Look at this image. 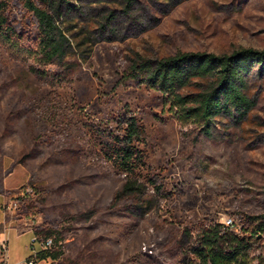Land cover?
Instances as JSON below:
<instances>
[{"label": "rangeland", "instance_id": "obj_1", "mask_svg": "<svg viewBox=\"0 0 264 264\" xmlns=\"http://www.w3.org/2000/svg\"><path fill=\"white\" fill-rule=\"evenodd\" d=\"M74 8L56 20L67 51L49 65L13 54L0 37L4 255L28 264L39 249L32 230L42 227L61 233L62 254L33 264H190L184 229L191 243L202 225L232 218L239 233L245 218L264 214V63L246 77L252 109L216 117L209 135L129 76L130 65L264 51V0H135L129 12L121 0H83ZM4 15L14 41L35 48V18L18 0ZM125 115L144 128L146 166L134 177L99 146L101 131ZM14 198L18 207L5 212ZM258 240L264 254V235Z\"/></svg>", "mask_w": 264, "mask_h": 264}, {"label": "trees", "instance_id": "obj_2", "mask_svg": "<svg viewBox=\"0 0 264 264\" xmlns=\"http://www.w3.org/2000/svg\"><path fill=\"white\" fill-rule=\"evenodd\" d=\"M8 1L0 0V37L12 53L20 55L22 52L23 57H33L42 65L51 64L55 58L61 60L67 46L56 20L63 19L66 13H73L74 2L83 0H18L22 9L36 20L35 48L20 46L14 41V30L4 15ZM134 1L121 0L123 11L129 12ZM257 63H264V51L241 48L222 55L181 53L156 62H133L128 74L139 84L166 96L175 105L180 121L191 122L209 135L216 117L231 114L244 117L252 109L254 99L246 92V77ZM114 124L113 129L101 131L100 151L118 172L137 176L146 166L144 128L133 115L118 116ZM128 188L126 185L125 189ZM23 205L25 207V200L19 209ZM243 221L253 227L249 229L243 222L244 230L235 233L218 222L202 225L191 243L185 238L191 231L184 229L181 243L189 246L192 255L188 262L264 264V254L258 248V235H264V214ZM32 232L38 240L51 239V246L38 251L27 261H55L61 256L63 238L59 231L39 227Z\"/></svg>", "mask_w": 264, "mask_h": 264}, {"label": "built area", "instance_id": "obj_3", "mask_svg": "<svg viewBox=\"0 0 264 264\" xmlns=\"http://www.w3.org/2000/svg\"><path fill=\"white\" fill-rule=\"evenodd\" d=\"M18 205H19L18 200L16 198L9 199L7 202L4 203L3 210H5V212H7V213H11L12 211H14L18 207ZM222 224L230 230H232L233 228L236 227V224L232 218H227L226 220H224L222 222ZM34 243H37L38 248H39L37 251L35 250V253H34V255H35L38 251L44 250V249L50 247L51 246V239L38 240L37 238L34 237V239L32 240L31 246H33ZM4 250H5V246L1 242L0 243V264H9L7 261L6 255H4ZM33 263H34L33 259L28 261V264H33Z\"/></svg>", "mask_w": 264, "mask_h": 264}, {"label": "crops", "instance_id": "obj_4", "mask_svg": "<svg viewBox=\"0 0 264 264\" xmlns=\"http://www.w3.org/2000/svg\"><path fill=\"white\" fill-rule=\"evenodd\" d=\"M0 196H2L1 194H0ZM3 198V197H2Z\"/></svg>", "mask_w": 264, "mask_h": 264}, {"label": "water", "instance_id": "obj_5", "mask_svg": "<svg viewBox=\"0 0 264 264\" xmlns=\"http://www.w3.org/2000/svg\"><path fill=\"white\" fill-rule=\"evenodd\" d=\"M259 236H261V235H259Z\"/></svg>", "mask_w": 264, "mask_h": 264}]
</instances>
